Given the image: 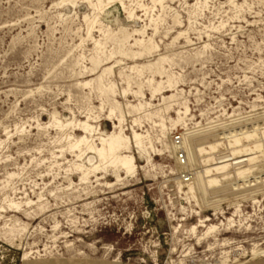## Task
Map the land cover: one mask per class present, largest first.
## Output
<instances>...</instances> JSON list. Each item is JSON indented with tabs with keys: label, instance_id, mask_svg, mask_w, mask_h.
Here are the masks:
<instances>
[{
	"label": "rangeland",
	"instance_id": "374dc122",
	"mask_svg": "<svg viewBox=\"0 0 264 264\" xmlns=\"http://www.w3.org/2000/svg\"><path fill=\"white\" fill-rule=\"evenodd\" d=\"M59 1L0 0V264L264 263L252 259L264 249V189L256 202L238 190L219 210L199 204L180 190L169 151L152 152L150 165L138 157L135 177L117 181L110 167L83 182L53 117L88 120L96 132L121 124L129 136L136 123L142 132V119L154 136L162 129L154 121L178 128L174 136L198 122L223 135L230 121L256 120L264 114V0H125L135 19L116 1L91 37L89 2ZM186 107L187 122L173 126ZM226 144L217 156L230 153ZM212 224L219 228L205 235Z\"/></svg>",
	"mask_w": 264,
	"mask_h": 264
},
{
	"label": "bare ground",
	"instance_id": "6f19581e",
	"mask_svg": "<svg viewBox=\"0 0 264 264\" xmlns=\"http://www.w3.org/2000/svg\"><path fill=\"white\" fill-rule=\"evenodd\" d=\"M87 1L89 2V5L93 8L92 15H85V20L88 24L87 34L90 37L91 35H93V30L98 24H104L102 21V16L104 14H107V11L109 10V8L112 5H114L116 1H119L120 4H122L125 7L127 12H129L128 14L129 18H133V19L139 18L134 9L131 8V10H128L125 0H87ZM164 1L165 0H153L152 2H154L157 5V4H163ZM65 2H73L75 4V2L77 1L76 0H61L57 2V4L60 5ZM138 4L140 3L138 2ZM140 7H142L145 10L149 9V6H147L145 3H142V2L140 4ZM148 12L149 11H147V13ZM161 19L159 21H161ZM174 20L175 18L173 19V21ZM157 28L159 29V26H157ZM145 33H146L145 29H139V28L134 29V34H142L144 36L146 35ZM142 39L138 38L137 41L143 42ZM150 42L152 41L150 40ZM138 53L141 54L142 52L139 51ZM137 68L138 67H136L135 70H137ZM159 90L157 89V91ZM130 105L132 104H129V106ZM141 107H140L141 109L145 108L144 105H142ZM113 113H114V110H112V114ZM144 113H145V116L149 114L146 112ZM189 113H190L189 107H186L185 110H181V109L177 110V117L173 119L174 121L173 126L177 127L183 121L186 123L187 122L186 117L187 115H189ZM53 117L57 121L56 126L58 128H61L65 132L64 134L68 138L67 140H69V148L71 152L74 154V156L77 157L74 164L77 170L81 173L80 179L83 182H86V183L91 182L92 175L93 176L96 175L97 179H100V176L98 175V173L101 171L108 172L110 167L113 168V174L116 177L117 181H123L128 177H135L138 174L140 167H141L138 162V157L145 160L147 165H150L152 164V161H153L152 160L153 155L151 154L152 152H157V154L159 153L164 154L165 151H169L172 154H176L179 167L181 168L180 176L182 179L180 178L178 179V177H176L179 183L180 190L183 191V189L187 186L188 190L186 191V193L191 195L193 198H195L199 204H202V203L205 204L206 202L207 203L212 202L213 208L215 210H219L221 209V201L224 198H227L230 194H235L234 191H238V190L251 191V194H249V196H251V198L256 202L258 201L257 198L255 197L256 192L264 189V179L259 180L260 177L258 176L260 173H264V123L262 125L257 124V122L264 121V114L258 115L256 120L250 121L244 124L243 123L240 124L239 121L237 120H233V121L226 123L225 125H223V131H224L223 135L220 133H217V130L214 129L215 126L201 128V125L199 122L196 124L195 127H193L194 129L185 131L183 133H178L183 136V147L185 148L186 153H187L188 168L190 165V168L192 167V169L196 170L195 174L192 172L193 178H195L194 181H192L193 178H191L190 181H186L185 178L182 177V173H184V169H186V166L182 167L180 165L178 147L176 146L174 142L175 135L172 136L173 130H179L178 128H171L167 130L165 123L162 124V123H157L154 121L152 122L154 126L160 127L161 125L162 127V129H160V134L158 133L154 136L150 132L149 129H144V125H143L144 121L142 119V122L140 123V127H139V129L142 132H139L135 129V126H137V123H136L134 124V126H131L133 130V135L129 136L128 134H126L125 129L121 124L117 125L116 123H114V127H115L114 131L113 130L112 131H108V130L102 131L100 128V130L96 132L97 131L96 125L90 123L88 120L87 121L67 120V122H63L57 119V114L55 112L53 113ZM250 124H257V125L255 126L253 130L244 129L245 126L250 125ZM71 125L75 127L78 126V128L83 131V134L77 136L73 133H68L66 130ZM117 128L119 129L116 130ZM239 128H242V129L238 130ZM96 133L98 134L97 137H96ZM211 137H213L214 140H210ZM222 139H224L225 141H221ZM97 140H99L100 142H97ZM225 142L227 143L226 146H227V149L230 151V153L225 154L224 152L225 155L217 156V152H219L220 146H222ZM56 164H57V161H56ZM70 171H72V169H70ZM251 177H255L256 181L253 182L252 180H250ZM241 182L243 183L241 184ZM106 183L109 186L114 185V183H111V182H106ZM211 196H213L214 198H212ZM10 205L12 207L16 206L17 208L20 206V204L16 202L15 200H11ZM235 205L237 207L236 209L237 212L242 210L241 204L239 202H237ZM206 221H211V218L207 216ZM201 222H205V221L201 219ZM201 225L206 226L205 224H202V223ZM197 227L198 226L196 225L194 226L193 228L194 231L197 229ZM218 228L219 226L217 224H212L208 227V230L204 234L208 235L209 233L214 232ZM54 229H57V228H54ZM55 237L57 238L56 235ZM262 257H264V249L254 248L252 251V259L257 260ZM228 261H229V257L223 260V264H228L227 263ZM29 263L26 262L25 264H29ZM241 264H244V263H241Z\"/></svg>",
	"mask_w": 264,
	"mask_h": 264
},
{
	"label": "built area",
	"instance_id": "2783aa9c",
	"mask_svg": "<svg viewBox=\"0 0 264 264\" xmlns=\"http://www.w3.org/2000/svg\"><path fill=\"white\" fill-rule=\"evenodd\" d=\"M174 142L176 146L178 147L180 165L182 167L186 166V169H184V173H182V177L185 178L186 181H190L191 178H193V174L191 170L188 169L187 153H186L185 148L183 147V136L181 134H176L174 136Z\"/></svg>",
	"mask_w": 264,
	"mask_h": 264
},
{
	"label": "crops",
	"instance_id": "0c3cea01",
	"mask_svg": "<svg viewBox=\"0 0 264 264\" xmlns=\"http://www.w3.org/2000/svg\"><path fill=\"white\" fill-rule=\"evenodd\" d=\"M259 264H264V263L261 262V263H259Z\"/></svg>",
	"mask_w": 264,
	"mask_h": 264
}]
</instances>
